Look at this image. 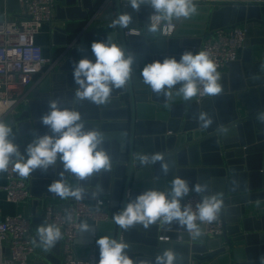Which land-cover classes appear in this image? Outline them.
I'll list each match as a JSON object with an SVG mask.
<instances>
[{"label": "water", "instance_id": "water-1", "mask_svg": "<svg viewBox=\"0 0 264 264\" xmlns=\"http://www.w3.org/2000/svg\"><path fill=\"white\" fill-rule=\"evenodd\" d=\"M7 10L19 8L18 0H6ZM264 0H198L199 12L182 19L170 36L155 40L145 34L126 35L125 29L111 27L122 12L131 13L129 27H139L140 22H150L155 11L142 6L135 11L127 0H58L57 17L68 19L65 28L56 26L51 33L52 44L60 47L56 61L34 89L26 107L11 117L14 142L27 156L26 148L37 135L51 134L39 118L49 111V101L58 99L61 108L75 109L82 114L88 130H101L108 138L104 148L113 157V169L83 182L75 176L66 178L73 187L83 186L82 199L107 197L111 216L121 210L128 200L151 189H167L175 175L187 179L190 185L198 182L209 184V190L223 193L227 214L221 215L222 235L193 240L183 232L186 242L159 240L162 233L176 236L172 230L184 228L163 223L144 229L137 225L126 231L112 218L98 224L100 236L86 246V256L100 259L96 240L109 235L124 240L126 250L136 260L155 264L156 255L173 249L179 264H260L264 256V124L258 123V111H264V60H253L252 47L264 41ZM242 26L246 30L243 60L229 64L221 83L223 94L206 97L200 103L185 102L182 97L166 100L156 95L143 83L141 71L147 63L182 53L201 50V44L215 30ZM111 39L121 45L126 54L135 57L134 73L128 85L114 89L106 105L97 106L89 100L74 102L77 85L72 69L83 57L95 61L91 50L94 40ZM251 54V55H250ZM248 60V62H246ZM242 64L239 80L234 67ZM199 111H207L214 123L201 128L195 119ZM219 129H228L222 133ZM46 130V131H45ZM162 152L171 165L165 175L159 164L141 168L134 156L138 153ZM63 165L57 163L47 171L36 169L25 180L34 197L33 222L45 224L37 215V207L44 197H58L48 192V186L60 179ZM75 198L66 199V203ZM262 203V204H261ZM257 205V210L251 208ZM32 233L35 231L32 228ZM36 240L38 241V237ZM192 241L190 244L189 241ZM61 240L41 257L51 264H59ZM78 246H75V252ZM179 248L185 250L179 255ZM44 264V263H42Z\"/></svg>", "mask_w": 264, "mask_h": 264}, {"label": "clouds", "instance_id": "clouds-1", "mask_svg": "<svg viewBox=\"0 0 264 264\" xmlns=\"http://www.w3.org/2000/svg\"><path fill=\"white\" fill-rule=\"evenodd\" d=\"M127 3L137 12L142 6L153 8L155 11L148 22V31L162 36L174 31V19L191 18L199 12L198 0H127ZM132 20L131 13L122 12L113 20L111 27L127 29ZM91 50L95 61L83 57L72 69L78 86L74 102L89 100L97 106L106 105L114 89L126 87L132 79L135 57L126 54L124 48L111 42L110 38L94 40ZM141 76L153 93L164 96L166 100L179 96L185 102H191L197 97L214 98L223 94L218 65L206 51H186L179 60L175 56L165 57L162 61L157 59L143 67ZM48 106L49 111L39 120L50 129L51 134L37 135L27 145V156L14 142L13 129L0 120V173L8 171L11 165L19 177L29 178L36 169L47 171L59 161L63 165L59 173L61 178L48 186V192L61 199L80 200L84 196V187H73L66 174L83 182L110 172L114 166L113 157L104 148L108 138L101 130H88L82 114L75 109L61 108L58 99L50 100ZM195 119L198 126L205 129L214 123V118L207 111H199ZM256 119L264 124V111H258ZM219 131L227 133L228 129ZM134 160L141 168L159 164L160 171L165 175L171 170L168 158L162 152L138 153ZM193 192L200 197L194 207L191 202H184ZM222 214H227L223 193L211 192L206 182L190 185L187 179L175 175L167 189L151 188L137 194L112 219L124 231L137 225H142L144 229L159 223L178 225L191 239L199 240L203 235L200 225L212 224ZM71 219L68 215L67 220ZM79 230L96 233V228L87 221L79 224ZM36 235L45 248L54 247L63 238L61 228L48 223L38 226ZM33 243H37L35 238ZM96 244L100 249L98 264H153L130 256L126 251L130 245L124 240L104 235L96 240ZM179 259L173 249H165L156 255L154 261L155 264H179ZM260 264H264V256L260 257Z\"/></svg>", "mask_w": 264, "mask_h": 264}, {"label": "built area", "instance_id": "built-area-1", "mask_svg": "<svg viewBox=\"0 0 264 264\" xmlns=\"http://www.w3.org/2000/svg\"><path fill=\"white\" fill-rule=\"evenodd\" d=\"M18 4L19 8L13 12L16 15L6 12L4 18H0V120L18 115L26 107L34 89L57 59L45 53V46L37 42V36L44 25L48 24L51 32L58 26V0H18ZM175 29L176 25L174 31ZM125 33L141 34V31L136 27H128ZM245 41L244 27H226L207 36L200 51L210 54L223 76L229 69V64L239 59ZM205 98L197 97L194 100L200 103ZM5 180L0 185V191L4 192L7 202L16 205L34 202L28 182L19 177L11 165L5 173ZM199 199L193 192L184 202H191L194 207ZM103 203L98 198L93 204L86 199L43 204L44 222L59 226L63 234L58 254L59 264H98L99 260L95 255L89 258L78 257L75 246L81 234L79 224L82 221L88 220L93 226H97L100 222L111 220L110 211L103 207ZM32 209L33 207L28 214L18 211L0 217V264H51L41 257L49 250L44 249L41 252L37 248L40 243H33L37 228L33 222L35 215ZM68 215H71V221L67 220ZM200 227L207 237L220 236L224 231L221 217L212 224H202ZM32 228L35 230L33 233ZM172 231L176 232V236L162 233L159 240L186 242L183 238V232L186 231ZM187 242L192 244L191 240ZM190 264L195 263L190 261Z\"/></svg>", "mask_w": 264, "mask_h": 264}, {"label": "crops", "instance_id": "crops-1", "mask_svg": "<svg viewBox=\"0 0 264 264\" xmlns=\"http://www.w3.org/2000/svg\"><path fill=\"white\" fill-rule=\"evenodd\" d=\"M9 13V11L7 10V3H6V0H0V18H4L5 16V13ZM12 15H16V13H11ZM262 14H263V18H264V6L262 7ZM59 19V18H58ZM68 21V19H66ZM182 19L180 20H177V19H174L172 22L175 23L176 25V28L178 26V24L181 22ZM67 21L65 20H60L58 21L56 24L61 27V28H65V25L67 23ZM148 27H149V23H146V22H140L139 23V27H136L138 29H140L141 31V34H145L147 38L151 39V40H155L157 37L161 36V34L159 33H150L148 31ZM176 30V29H175ZM51 28L50 26L47 24V25H44L43 29H42V32L37 36V42L40 43V44H43L45 46V53L48 54V55H53L55 57L58 56V52L60 50V47L58 46H55L54 44H52V37H51ZM244 54H245V51L244 49L241 50L240 52V56H239V60L242 61L243 60V57H244ZM251 55V54H250ZM252 58L253 60H264V41L262 43H257L256 45H254L252 47ZM248 62V60L246 61ZM244 70V67L242 66V64L240 63V65L237 64V66L234 67V74L235 76H233V79L234 81L237 79L239 80V77H240V74L243 72ZM229 72V69L226 70V73ZM4 123L8 124V126H10L12 129H13V133H14V126L11 124V117H6L2 120ZM46 131V130H45ZM5 173L6 172H3V173H0V185L4 184L5 183ZM163 190V189H162ZM99 199H101L104 203H103V207L105 209H108L107 205H108V201H107V197H105L104 199V196H100ZM43 203H40L39 206L37 207V215L38 216H43V204L45 203H63V202H66L65 199H61L60 197H52V198H48V197H44L42 199ZM88 200L90 203H94V201L96 199H86ZM33 203V204H32ZM262 204V203H261ZM31 205V206H30ZM34 206V202H31V204H19V205H16V204H12V203H9L6 201L5 199V194L3 191H0V217L2 218L4 215L6 214H14L18 211H21L25 214H28L31 210V208ZM252 209L254 210H257V205L256 204H253L251 206ZM110 215H111V212H110ZM112 218V216H111ZM113 220V219H112ZM87 221L91 226H93L88 220H85ZM40 221H37L36 222V225H35V228H37L38 226H40ZM96 228V233L93 234L91 232H88V233H83L81 232L80 234V237H79V240L76 244V246H78L77 250H76V253L79 255V256H83L85 257L86 256V246L89 245L90 243L93 242V240L95 239V237H98L100 236L101 234V231H99V226H93ZM38 250L43 252L44 249H47V250H51V248H45L43 245L39 244L37 246ZM185 253V250L182 249V248H179V255H184ZM206 264H210V262L206 263Z\"/></svg>", "mask_w": 264, "mask_h": 264}]
</instances>
